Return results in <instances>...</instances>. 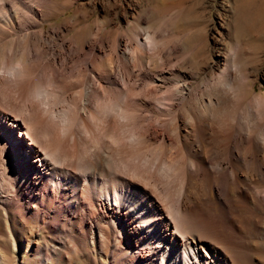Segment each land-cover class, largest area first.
<instances>
[{
  "label": "bare ground",
  "instance_id": "6f19581e",
  "mask_svg": "<svg viewBox=\"0 0 264 264\" xmlns=\"http://www.w3.org/2000/svg\"><path fill=\"white\" fill-rule=\"evenodd\" d=\"M122 1L0 0V264H264V10Z\"/></svg>",
  "mask_w": 264,
  "mask_h": 264
},
{
  "label": "rangeland",
  "instance_id": "374dc122",
  "mask_svg": "<svg viewBox=\"0 0 264 264\" xmlns=\"http://www.w3.org/2000/svg\"><path fill=\"white\" fill-rule=\"evenodd\" d=\"M66 1L67 0H56L55 4L58 7H62L66 3ZM91 1L95 2L97 4H100L101 2H103L105 4H107V3L109 4L111 2L112 3L118 2L117 5L118 4L120 5V10H121V6H124V1H122V0H116V1L115 0H111V1L110 0H76L77 3L75 2V4L79 3V5L81 7H83V6L88 7L89 6L91 8L92 7ZM119 1H121V2H119ZM138 1H140V0H138ZM120 3H122V4H120ZM139 3L141 4V7L143 5L144 7H147L148 10H150V8L151 9L154 8L156 10V13H158L157 10L161 6L167 4L168 6L171 7V5H172V8L170 9L169 14H172L171 20H174V23H175L174 28H173L174 32H176L179 29L184 28V29H186L187 32L190 31L188 33V34H190L193 32V30H198L196 27L200 24V26H202V27L198 26V28L200 27L199 30L202 29L201 31L204 30L203 32H204L205 36L203 35V37L206 40V44L208 45L206 47L209 49V52H208V49L206 51L205 61L210 60V55H211L210 48L212 47V45L210 43L214 42L216 38L220 39V35L218 33V31L220 30L219 29L220 26H222V25L226 26V23L231 21L232 18L234 17V15L235 16L237 15L236 13L239 10H240L239 13L243 17V19L246 21H249V19H251L250 17L254 14L256 7H257V9L259 8V9L264 10V0H142ZM143 9H145V8H143ZM74 14H75V12L73 9H67V12L65 15L60 14L55 19H53L51 17L50 21L55 22V21H62L66 18L71 19V18H73ZM153 14H155V13H153ZM153 14H152V17L150 20L151 23L152 22L157 23L158 21L161 20V17L158 14H155V16H157V17H155ZM82 16H83V14H82ZM81 19H83V18L81 17ZM177 19H178V21H177ZM116 20L120 22L121 18L117 17ZM152 20H154V21H152ZM193 20H194V22H193ZM186 21L188 24L183 23ZM177 23H179V24H177ZM189 23H191V24H189ZM182 24H185V25L182 26ZM196 24H198V25H196ZM81 25L82 24L80 23L78 26H81ZM175 25H176V27H175ZM190 25L192 26L193 30L187 29V28H191V27H189ZM194 26H195V28H194ZM147 37L148 36H146V38ZM147 40H148V38H147ZM208 42L210 45L208 44ZM250 45H251V43L249 40L243 41V46L245 49H248L250 47ZM252 46H253V44H252ZM189 60H190V58H189ZM191 60L190 61L187 60V62H186V64L188 65V66L187 65L186 66L188 67L189 70L196 68L195 61L192 58H191ZM263 67H264V64L261 65V68H263ZM257 79L258 80L256 81V84L258 82H260L261 78L257 77Z\"/></svg>",
  "mask_w": 264,
  "mask_h": 264
}]
</instances>
